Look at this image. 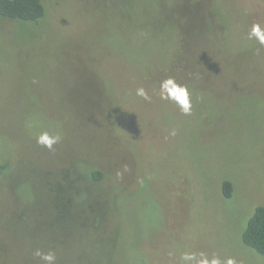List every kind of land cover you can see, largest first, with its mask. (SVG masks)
<instances>
[{
	"label": "rangeland",
	"instance_id": "374dc122",
	"mask_svg": "<svg viewBox=\"0 0 264 264\" xmlns=\"http://www.w3.org/2000/svg\"><path fill=\"white\" fill-rule=\"evenodd\" d=\"M42 1L38 22L0 15V264H40L35 248L56 264H264L242 239L264 204V46L247 39L264 0ZM169 76L191 115L160 99ZM43 130L62 133L52 151Z\"/></svg>",
	"mask_w": 264,
	"mask_h": 264
},
{
	"label": "clouds",
	"instance_id": "9594fccd",
	"mask_svg": "<svg viewBox=\"0 0 264 264\" xmlns=\"http://www.w3.org/2000/svg\"><path fill=\"white\" fill-rule=\"evenodd\" d=\"M247 39L255 40L259 45L264 46V25L254 22L247 33ZM136 95L151 101V97L144 87L137 88ZM159 95L161 100L174 102L184 115H191L193 92L187 84H182L175 77L169 76L161 81ZM170 135L175 136L176 130L172 129ZM62 139V133L55 130H43L36 135V143L50 151L54 150V146L61 143ZM32 255L38 258L40 264H56L57 261L56 252L52 249L45 251L35 248ZM179 264H241V262L235 256L222 257L217 253L209 255L204 251H182L179 255Z\"/></svg>",
	"mask_w": 264,
	"mask_h": 264
},
{
	"label": "trees",
	"instance_id": "16d2710c",
	"mask_svg": "<svg viewBox=\"0 0 264 264\" xmlns=\"http://www.w3.org/2000/svg\"><path fill=\"white\" fill-rule=\"evenodd\" d=\"M45 13L46 8L42 0H0V15L9 19L38 22L45 16ZM84 161L86 166L81 167L82 176L87 173L90 179L99 182L103 177L102 167L93 165L87 159ZM222 189L225 197L233 196L234 187L230 180L223 182ZM59 204L61 203L57 205ZM242 239L247 246L264 254V204L254 209L243 231Z\"/></svg>",
	"mask_w": 264,
	"mask_h": 264
}]
</instances>
